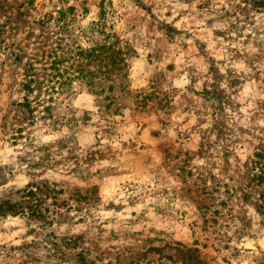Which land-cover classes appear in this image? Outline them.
Instances as JSON below:
<instances>
[{"label":"rangeland","instance_id":"rangeland-1","mask_svg":"<svg viewBox=\"0 0 264 264\" xmlns=\"http://www.w3.org/2000/svg\"><path fill=\"white\" fill-rule=\"evenodd\" d=\"M25 1L9 15L34 54L103 30L130 52L114 102L63 98L32 145L2 133L1 77L0 203L30 205L35 183L43 215L0 216V264H264V0H104L93 36L101 0ZM55 5L74 8L69 34L37 24Z\"/></svg>","mask_w":264,"mask_h":264},{"label":"trees","instance_id":"trees-1","mask_svg":"<svg viewBox=\"0 0 264 264\" xmlns=\"http://www.w3.org/2000/svg\"><path fill=\"white\" fill-rule=\"evenodd\" d=\"M7 1L9 3V0H0V79L8 75L12 80V86L7 87L11 96L13 94L17 96L11 104L17 112L12 118L3 117L2 133H11L10 139L13 142L18 141L23 133H27L26 141L28 145H32L31 127L36 123L41 122L44 132L56 130L62 117L55 116L53 112L62 105L63 98L86 91L97 99L101 97L102 100L108 99L111 100L110 103L114 102L113 95L109 96V94L115 90L113 82L116 74L113 79L110 78L114 72L128 69L126 56L130 48L127 45L123 48L120 45L121 41L116 39L114 33L103 30L100 43L94 39L95 37L87 38L92 46L86 49L75 43L62 45L59 40L56 46L50 47L48 51L42 50L40 54H34L28 42L31 33L27 27L29 30L32 29L35 22L24 24L27 30L19 36L14 32L18 28L13 25L15 22L9 15L12 6L10 3L8 6ZM64 2L67 1L62 0L61 4ZM25 3L33 6L35 1L26 0ZM255 3L254 1L253 4ZM257 6L263 7L264 3L257 2ZM40 7L44 9L46 4L41 3ZM98 8V19L92 22L86 33L89 36H93L94 28L100 23L106 27L109 18L111 7L107 8L104 0H101ZM73 11V7L55 5L42 14L37 24L45 27L52 22L57 31L69 34L72 26L69 18ZM104 80L112 83L102 87ZM124 88L123 86L121 90ZM44 158L39 159L38 162L33 160L31 162L40 165ZM40 188L41 186L34 183L22 190V197L31 201V204L26 207L21 204H12L7 200L1 202L0 216L8 214L42 216V209L39 206L41 198L38 194L42 193ZM45 196H47L46 193Z\"/></svg>","mask_w":264,"mask_h":264}]
</instances>
